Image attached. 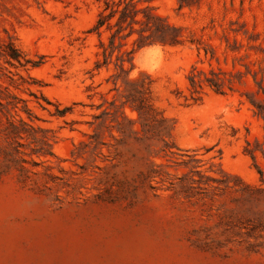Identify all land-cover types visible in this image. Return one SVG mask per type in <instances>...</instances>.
<instances>
[{"label": "rangeland", "instance_id": "1", "mask_svg": "<svg viewBox=\"0 0 264 264\" xmlns=\"http://www.w3.org/2000/svg\"><path fill=\"white\" fill-rule=\"evenodd\" d=\"M134 1L97 68L104 0H0V264H264V0Z\"/></svg>", "mask_w": 264, "mask_h": 264}, {"label": "trees", "instance_id": "2", "mask_svg": "<svg viewBox=\"0 0 264 264\" xmlns=\"http://www.w3.org/2000/svg\"><path fill=\"white\" fill-rule=\"evenodd\" d=\"M141 14L142 16H140ZM103 29L110 31L111 36L109 45L101 42L103 61L97 63V68L107 66L111 62L116 49H118L116 46L117 39L128 38L134 33L138 34V38L134 41L135 48L130 52L117 55V61L120 62L122 68L125 62L132 61L131 55L135 49L157 43L168 44L177 41L172 34L174 29L163 18L155 14L149 7L140 8L138 2L134 0H104V6L99 14L94 31H97L101 36ZM126 31L128 32L125 33ZM121 47L122 45H119V48ZM12 57L17 58L14 55ZM190 81L192 88L197 91L201 85L200 81L196 79L195 75L190 77ZM208 81L209 86L216 92H223L220 82L212 79ZM260 89L264 95V86L261 85ZM263 102L254 103L253 106L256 115L264 120ZM250 153L253 155L252 152Z\"/></svg>", "mask_w": 264, "mask_h": 264}]
</instances>
